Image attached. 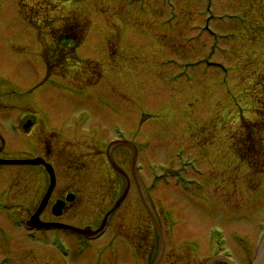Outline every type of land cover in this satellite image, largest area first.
I'll return each instance as SVG.
<instances>
[{
    "label": "rangeland",
    "instance_id": "1",
    "mask_svg": "<svg viewBox=\"0 0 264 264\" xmlns=\"http://www.w3.org/2000/svg\"><path fill=\"white\" fill-rule=\"evenodd\" d=\"M58 30L81 37L73 47L54 40L53 48ZM82 71L91 79L80 81L94 82L103 99L92 101L95 113L83 123L105 117L107 138L114 121L121 124L139 150L147 190L155 174L187 163L188 188L168 173L146 193L166 240L161 264H203L223 250L246 264L264 221V0H0V133L21 112L44 117L54 106L73 120ZM70 150L57 166L69 164ZM122 162L129 170L130 158ZM39 181L30 184L34 194ZM1 182L0 264H33L46 245L11 225L28 202L7 201ZM122 184L111 179L112 202ZM98 213L88 212V222L97 225ZM110 223L106 264H150L159 240L134 186ZM139 235L147 253L127 256L123 247L134 252ZM90 255L56 264H93Z\"/></svg>",
    "mask_w": 264,
    "mask_h": 264
},
{
    "label": "flooded vegetation",
    "instance_id": "2",
    "mask_svg": "<svg viewBox=\"0 0 264 264\" xmlns=\"http://www.w3.org/2000/svg\"><path fill=\"white\" fill-rule=\"evenodd\" d=\"M81 78H89V75L86 74V76ZM82 86L80 88L82 93L76 94L75 98L77 99L73 101L76 104L73 120L63 117L61 115L62 110L59 111L57 106H54V109L50 110L48 115L44 117H39V115H43L42 113H21L16 119L8 122L9 129L5 131L6 133H0V158L39 156L51 164L56 184L50 194L47 205L39 216L44 221L54 220L83 226L93 223V221L88 222V212L92 213L94 210L101 211V209H106V196L110 194L109 189L106 193V172H103L102 169V166H106V142H109V140L106 141V123H100L101 125L97 126L94 123H83L85 120L92 118L91 112H94V109L91 107L93 100L87 98L89 95L85 94L89 90V86H86V83ZM90 95H93V92ZM80 109L81 111L77 113ZM7 132L13 135L9 137L6 135L8 134ZM20 134L22 136L19 137ZM24 138L26 140L22 149L17 147L15 153L10 151L17 144H20L19 142ZM96 144L102 145V148H98L97 152L94 150ZM69 148L71 149L69 164L72 163V166H68V164L64 167L65 169L60 168L56 164L61 163L60 160L61 156L64 155V149L68 152ZM116 150H114L113 155L117 160H120V156L123 154L117 153ZM16 152H20V154ZM66 159L68 160V158ZM64 171H69L70 174L66 173L65 177L62 175ZM47 179L48 173L40 164L0 163V180L2 181L1 185L4 192H7L8 195L7 201H14L16 197L21 200L25 197V192L29 194L25 197L28 204L24 210V218L30 217L32 209L46 189ZM38 180L44 181L45 184L39 181V187L34 188V194L30 184ZM101 180H103V185L105 186L104 190L95 189V186L102 184ZM77 181L81 182L74 184ZM16 182L18 184L27 182V184H25L23 190H11L10 187L14 186ZM32 197L33 199H31ZM56 203L61 206L57 214L53 209ZM0 205V208L4 207V204ZM73 207L77 208L76 211L72 210ZM10 208L11 206H8L6 208L7 211ZM20 232L23 238L30 239L27 231L20 229ZM40 232L43 231H35L32 239H40L41 243H45L46 249L44 251L46 254L33 264H56V260L60 258L58 255L60 253L54 246L57 243L55 241L60 239L66 243L68 242L71 250L75 249L76 251L81 247L82 251L80 254H84V252L87 255L91 254V263L106 264V230L101 237L96 239H88L76 233L58 230L52 233L55 237L42 240L38 237ZM136 239L135 246L138 255H145L149 247L142 242L146 241L147 238L140 236L136 237ZM49 250L53 251L49 252ZM37 256L39 255H33V257Z\"/></svg>",
    "mask_w": 264,
    "mask_h": 264
},
{
    "label": "water",
    "instance_id": "3",
    "mask_svg": "<svg viewBox=\"0 0 264 264\" xmlns=\"http://www.w3.org/2000/svg\"><path fill=\"white\" fill-rule=\"evenodd\" d=\"M112 164L118 169V167H117L114 163H112ZM125 192H126V189L124 190L123 194L121 195V197L119 198V200L116 202L115 206H114L112 209H114V208L118 205L119 201L124 197ZM108 213H109V212H108ZM108 213H107V214H108ZM107 214H106V217H107ZM152 217H153V221H154V223H155V226H156V228H157L158 234H159V236H160V238H161V241H162V235H161V231H160V229H159V226H158V224H157V221H156V219L154 218L153 215H152ZM161 255H162V250L160 251L159 256L157 257V259L154 261L153 264H157V263H158L159 259L161 258ZM214 259H215V258H213V259L207 261L205 264H210ZM255 264H264V246L262 247V250L260 251V254H259V256H258V259H256Z\"/></svg>",
    "mask_w": 264,
    "mask_h": 264
},
{
    "label": "trees",
    "instance_id": "4",
    "mask_svg": "<svg viewBox=\"0 0 264 264\" xmlns=\"http://www.w3.org/2000/svg\"><path fill=\"white\" fill-rule=\"evenodd\" d=\"M61 30V29H60ZM60 30H58V31H56V33H55V35H54V37L52 38L53 39V41L55 40V42L56 43H65V42H67V46H69L70 44L69 43H72V42H77V40L81 37L79 34H78V37H76L75 39L73 38V41H71V40H68L67 39V37H69V36H64L62 33H60L59 31ZM58 36V37H57ZM57 40L59 41V42H57ZM74 46V43L72 44V47Z\"/></svg>",
    "mask_w": 264,
    "mask_h": 264
}]
</instances>
